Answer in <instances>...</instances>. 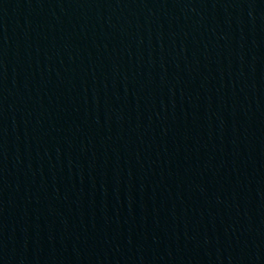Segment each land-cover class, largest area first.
I'll return each mask as SVG.
<instances>
[{
    "label": "water",
    "instance_id": "1",
    "mask_svg": "<svg viewBox=\"0 0 264 264\" xmlns=\"http://www.w3.org/2000/svg\"><path fill=\"white\" fill-rule=\"evenodd\" d=\"M262 237L264 0H0V264Z\"/></svg>",
    "mask_w": 264,
    "mask_h": 264
}]
</instances>
